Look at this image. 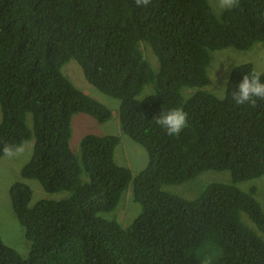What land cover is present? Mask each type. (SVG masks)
<instances>
[{
	"label": "trees",
	"instance_id": "obj_1",
	"mask_svg": "<svg viewBox=\"0 0 264 264\" xmlns=\"http://www.w3.org/2000/svg\"><path fill=\"white\" fill-rule=\"evenodd\" d=\"M211 1L0 0V158L5 145L14 152L34 139L22 177L68 192L32 203L29 183L10 186L32 247L24 257L0 234V264H264L258 180L249 190L238 185L264 176V100L236 105L231 98L256 70L236 65L222 100L209 90L208 72L213 51L264 42V0H240L220 15ZM70 59L121 101L123 131L149 153L133 184L142 211L130 225L105 215L133 177L115 160L120 137L90 133L79 153L71 147L75 113L103 123L113 112L65 75ZM149 84L154 91L140 96ZM175 107L188 125L169 136L155 117ZM208 170L229 171L232 181L209 183L194 198L164 189Z\"/></svg>",
	"mask_w": 264,
	"mask_h": 264
},
{
	"label": "rangeland",
	"instance_id": "obj_2",
	"mask_svg": "<svg viewBox=\"0 0 264 264\" xmlns=\"http://www.w3.org/2000/svg\"><path fill=\"white\" fill-rule=\"evenodd\" d=\"M211 5L216 14L220 15L222 13L216 7V0H212ZM144 51L147 58L157 68L158 59L152 49L149 46L144 45ZM212 56V61L208 68L209 76L211 78L209 90L218 96H220L221 93L225 95L227 85L223 90H216L214 88H219L224 85L225 78H227V80L229 79L231 70L236 65L251 62L254 64V68L257 72L264 71V42H258L250 49L244 51L238 50L233 46L227 47L213 51ZM225 65H227V70ZM62 70L65 75L75 83V85L108 106L113 112L112 118L103 123L99 122L89 113H75L72 117L73 131L70 141L72 149L79 153L81 141L90 133L98 135H119L121 137V142L116 148L115 159L118 163L126 165L131 169L133 178L137 177L147 166L149 162V153L146 147L134 141L130 136L123 132L118 114L121 101L118 98L102 92L96 86L91 84L87 80L81 65L75 59H70L64 64ZM214 72L216 79L214 77ZM146 87L147 93L154 91V85L149 84ZM33 147L34 139H31L16 151L0 158V234L7 244L17 249L24 257L29 256L32 242L27 239L25 228L19 221L17 213L12 206L9 190L12 183L21 179V168L31 157ZM253 180H258L257 182L259 186L257 185V198L261 204L264 205V176L242 181L238 185L244 190H249L253 184ZM21 181L29 183L33 188L32 202L34 203L42 198L59 199L68 194L67 191L47 192V190L43 189L44 187L42 184L35 179H21ZM231 181V172L229 171L208 170L195 179L181 184L166 185L164 186V189L187 198H194L199 195L209 183ZM133 184L134 182L132 181L128 189L124 192L116 210L106 214L109 219L116 218L124 226L130 225L142 211L141 204L134 200Z\"/></svg>",
	"mask_w": 264,
	"mask_h": 264
},
{
	"label": "clouds",
	"instance_id": "obj_3",
	"mask_svg": "<svg viewBox=\"0 0 264 264\" xmlns=\"http://www.w3.org/2000/svg\"><path fill=\"white\" fill-rule=\"evenodd\" d=\"M151 2H152V0H135V4H136L137 7H147L148 5L151 4ZM239 4H240V0H216V7L220 10V12H224V11H227V10H232V9L238 7ZM218 67H219V65H218ZM225 68L227 70V65H225ZM215 72H216V70H215ZM215 72H214V77H215ZM262 75H264V73L257 72V71H251V72H249V73H247V74H245L243 76L242 80L236 86L235 90H233L231 92V98H232L233 102L236 105L251 104V105L254 106L256 104V102H257V99L264 100V80L261 79V76ZM215 79H216V77H215ZM227 84H228V80H227V78H225L224 85L221 86V87H219V88H214V89H216V90H223V89H225V87H226ZM146 89H147V87H145V89H144L143 93L141 94V96H144V95L148 94L146 92ZM218 98L222 100L225 97L221 93V95ZM118 114H119V111H118ZM119 121H120V119H119ZM155 122H156V124H158L161 128H163L165 130V132H166L167 135H169V136H177L188 125V114L182 108H179V107L170 108V109H167V110L163 109L160 112V114L155 117ZM112 135H116V134H112ZM117 136H119V135H117ZM120 142H121V137H120ZM120 142H119V144H120ZM4 151H5L6 154H11L12 153V148L10 146H8V145H5ZM115 151H116V149H115ZM118 164H120V163H118ZM124 166H126V165H124ZM21 170H22V168H21ZM21 179H27V178H24L21 175ZM21 179H19V180H21ZM19 180H17V181H19ZM28 180H30V179H28ZM134 180H135V178L132 177V181L133 182H134ZM132 181H131V183H132ZM67 195L68 194H66L64 197H66ZM64 197H62V198H64ZM49 199H54V198H49ZM55 199H58V198H55ZM59 199H61V198H59ZM32 203H34V202H32ZM105 215H106V213H105ZM25 234H26V232H25ZM204 264H211V259H206L204 261Z\"/></svg>",
	"mask_w": 264,
	"mask_h": 264
}]
</instances>
